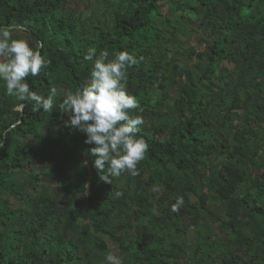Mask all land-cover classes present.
Returning a JSON list of instances; mask_svg holds the SVG:
<instances>
[{"label":"trees","instance_id":"16d2710c","mask_svg":"<svg viewBox=\"0 0 264 264\" xmlns=\"http://www.w3.org/2000/svg\"><path fill=\"white\" fill-rule=\"evenodd\" d=\"M78 1L0 0V28L14 27L13 39L51 61L26 80L31 90L47 98L57 89L53 112H34L0 80V264H93L108 240L123 264H264V0H94L100 8L90 19L66 8ZM202 32L210 34L205 50L187 48L184 39ZM93 48L97 57L128 51L139 61L126 89L139 103L130 114L142 115L138 136L149 150L138 176L111 184L90 155L93 176L87 166L70 178L63 164L55 172L47 164L83 159L95 147L65 126L59 109L90 80L96 57L84 56ZM171 89L178 95L169 101ZM34 165L41 170L28 172ZM52 183L68 203L50 197ZM211 201L225 205L226 217ZM206 217L221 222L228 240ZM192 226L195 242L187 243Z\"/></svg>","mask_w":264,"mask_h":264},{"label":"clouds","instance_id":"9594fccd","mask_svg":"<svg viewBox=\"0 0 264 264\" xmlns=\"http://www.w3.org/2000/svg\"><path fill=\"white\" fill-rule=\"evenodd\" d=\"M16 29L12 26L0 28V80L6 85V93L21 102L33 103V111L52 113L56 107L57 89L53 87L45 96L31 90L26 80L39 76L51 65V61L41 51L33 49L25 39H13ZM96 57L90 80L75 93L68 91L59 105L60 113L69 119L65 126L79 130L87 135L85 143L95 145L86 154L94 159V167L100 179L111 184V177L127 173L138 176V164L145 159L148 143L139 137L144 124L142 115H131L139 108L135 96L126 89L128 69L139 61L128 51L117 52L109 60L108 51L89 49L84 56L86 61ZM24 103L20 105L21 108ZM4 144L0 143V149ZM87 161L84 162V166ZM107 169V171H105ZM184 200L178 198L172 206L179 212ZM107 264H123L121 259L109 252Z\"/></svg>","mask_w":264,"mask_h":264},{"label":"rangeland","instance_id":"374dc122","mask_svg":"<svg viewBox=\"0 0 264 264\" xmlns=\"http://www.w3.org/2000/svg\"><path fill=\"white\" fill-rule=\"evenodd\" d=\"M99 3L96 5L95 1L94 0H80L76 3H72V4H68L67 5V9H72V10H75L76 12H82L84 11L87 15H86V19H90L92 18V13L93 12H96L98 11V9L100 8L99 6ZM168 7H165L164 8V11H167ZM105 11V10H103ZM106 12V11H105ZM99 13V12H98ZM101 15H104V16H107L104 12L101 14ZM90 25V24H89ZM89 25L87 27H84V32H87V31H91V27H89ZM82 29V30H83ZM88 34V33H87ZM210 37V34L208 32H202V33H199V34H194V35H190L189 37L185 38V43L187 46V48L189 47H195L196 49H199L200 51H203L205 50L206 48V45L205 42L209 39ZM178 59L180 60V67L183 66L184 64L186 63H183L182 61L186 59V56H183V55H179L178 56ZM178 95L177 93V90L176 89H171V92H170V99L169 101L173 100L174 98H176ZM2 91L0 89V100L2 99ZM168 107L173 108V106L171 105V102L169 103ZM245 112L242 111V115L244 114ZM241 114V112H240ZM80 155H83V159L81 157H77L76 159H69L67 162H61V159L60 158H55L54 160H50V162H48V171L50 172H55L54 169H53V166H55L56 164H63L64 166H66V168L68 169V175L70 178H75L77 172H84V163H82V161H87V167L90 171V176H93V168H92V165L90 163V157L88 154L86 153H83V154H80ZM43 168V164H42V167ZM37 169L38 170H41L40 167L36 168V166L34 165L32 168H28L27 171L30 172V171H34V172H37ZM44 181H41L39 183V185H43V184H46V182ZM43 183V184H42ZM50 191H49V194H50V197L51 198H58L60 200V203H68L67 202V197H69V195H67V193H61L60 196H58V192L59 191H62V190H58V187H57V184L55 183H52V184H47ZM155 190V188H154ZM30 192H32V188L30 190H28ZM9 197V196H7ZM88 197L89 198H97L98 195L95 194V192L92 191V189L90 188L89 189V192H88ZM87 197V198H88ZM10 199V202L13 206H19V205H22V201H17L16 199H14L13 197H9ZM88 200V199H87ZM211 204L213 205V208L216 209V211L218 213L221 214L222 217H226V209H225V205L221 204L220 206H217L215 204V202L211 201ZM136 208V205H132L131 206V210H129L127 213L128 215L126 216L124 214V219H127L129 220L130 218V215H131V212L132 210ZM124 213V212H123ZM203 223L207 226V227H210L212 228L213 231L217 232V234H219L220 238L223 240V241H226L228 240V231L223 229L221 227V222L216 220V219H213V218H204L203 219ZM194 234H195V228L192 226V228L189 230L188 234L184 237L186 242H190V243H194L195 242V239H194ZM190 248H188V253L191 255L192 254V250L189 251ZM109 252H112L113 254L117 255L120 259H121V253H120V249L118 247V245L116 243H114L113 241L111 240H108V247H107V252L102 255V256H99V257H102V259L98 260L99 257H96L93 258L91 257L90 259L92 260L93 264H107V261H106V256ZM192 262V260H191Z\"/></svg>","mask_w":264,"mask_h":264},{"label":"water","instance_id":"95a60500","mask_svg":"<svg viewBox=\"0 0 264 264\" xmlns=\"http://www.w3.org/2000/svg\"><path fill=\"white\" fill-rule=\"evenodd\" d=\"M21 109H23V108H21Z\"/></svg>","mask_w":264,"mask_h":264}]
</instances>
